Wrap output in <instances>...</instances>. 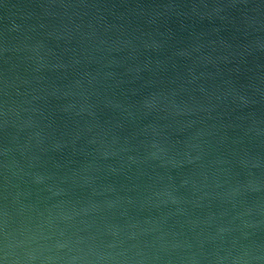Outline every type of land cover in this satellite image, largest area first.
Wrapping results in <instances>:
<instances>
[{
  "label": "water",
  "instance_id": "obj_1",
  "mask_svg": "<svg viewBox=\"0 0 264 264\" xmlns=\"http://www.w3.org/2000/svg\"><path fill=\"white\" fill-rule=\"evenodd\" d=\"M0 264H264V0H0Z\"/></svg>",
  "mask_w": 264,
  "mask_h": 264
}]
</instances>
